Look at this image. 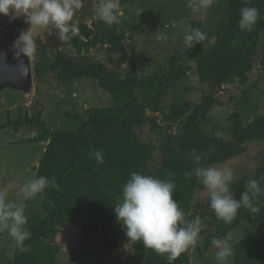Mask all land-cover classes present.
<instances>
[{"label":"trees","instance_id":"trees-1","mask_svg":"<svg viewBox=\"0 0 264 264\" xmlns=\"http://www.w3.org/2000/svg\"><path fill=\"white\" fill-rule=\"evenodd\" d=\"M243 7H256L260 12L251 32L239 30ZM224 16L212 43L198 44L173 56L168 65L153 75L132 71L121 78L109 73L103 62L87 61L83 50L88 51L90 41L80 33L70 41H61L76 48L80 57L73 59L58 52L51 61L45 54L46 46L37 39L41 50L35 67L37 79L48 72H56L66 84L90 78L110 96L111 104L85 112L83 119H77L67 129L50 128L38 110L0 126L3 132H18L22 127L39 130L36 141L49 143L42 152L37 177H55L58 185L45 189L37 204L36 200L26 202V227L31 232V239L25 241V245H30L28 252L21 253L6 230L0 232L5 248L13 249H0V264H60L56 238L77 222L83 224L85 243L100 233L103 245L110 247L105 236L115 219L110 209L122 200V186L134 171L173 179V199L180 203L187 217L195 192L203 186L195 176H184L197 166L193 151L202 157L199 166L208 167L243 155L253 141H264V115H255L248 104L253 85H248L247 75L257 61L264 69V0H230ZM85 36L90 39L89 33ZM193 68L201 84L208 86L201 101L194 102L188 93H177L168 106L165 95L176 89L184 93L183 79L189 77ZM236 81L247 88L229 115L228 140H224L209 123L213 109L219 105V91ZM149 113H161L165 125L158 124ZM144 125L148 126L145 134ZM96 150L103 153V164H97L93 157ZM249 179L260 181L264 187V154L254 174L232 182L231 191L237 199ZM258 202L261 212L256 216L242 207L231 223L221 220L205 249L213 247L214 237L223 239L238 223L250 224L254 229L234 249L230 264H264V195L258 197ZM135 248L142 256L141 264H166L167 254L151 249L146 252L139 241ZM174 264H190L187 251Z\"/></svg>","mask_w":264,"mask_h":264},{"label":"rangeland","instance_id":"rangeland-1","mask_svg":"<svg viewBox=\"0 0 264 264\" xmlns=\"http://www.w3.org/2000/svg\"><path fill=\"white\" fill-rule=\"evenodd\" d=\"M229 2L230 0H214L210 9L193 11L187 6L189 0H119L124 12L121 23L107 25L97 15L99 0H83V8L77 11L74 19L78 23L80 34L87 42L90 41L88 51L83 50L87 61L103 62L109 73L121 78L132 71L139 75H153L160 67L168 65L173 56L191 50L184 44L182 34L176 26L177 22L184 21L199 28L206 34V39L201 44L208 45L212 43L215 31L225 20L224 14ZM29 28L30 25L24 31ZM86 33H89L90 39L85 36ZM161 33L166 34L168 39H159ZM32 34L37 51L30 57L31 89L28 92L15 89L0 91V126L7 121H16L26 112L31 116L38 110L42 111V120L50 128L67 129L74 126L77 119H83L85 112L111 104L110 96L90 78L66 84L57 77L56 72H48L41 79H37L35 67L41 54L37 39L46 46L45 54L51 61L55 60L58 52L72 59L79 58L80 54L75 47L63 45L55 30L49 35L46 28L33 27ZM247 75L248 85H253L248 95V104L254 108L255 115H264V69L257 61ZM183 82L186 84L182 88L184 93L176 89L165 95L164 101L168 106L177 93H188L191 100L200 102L208 87L201 84L194 68ZM246 88L240 81H236L234 84L224 85L219 91V105L213 109L209 125L224 140H228L229 115L236 109V104L240 102ZM149 116L155 117L158 124L165 125L161 113H149ZM143 128L145 134L148 126L144 125ZM39 133L35 128L31 130L25 127L18 132L0 131V189H8L10 201L18 202L20 187L27 180L37 177L42 152L49 143L36 141ZM263 154L264 141L257 140L247 145L243 155L213 166L230 168L234 173V180H238L243 175L255 173ZM40 198L41 194L32 200H36L37 204ZM114 208L115 204L110 209L111 212H114ZM196 215L203 217V229L198 242L186 250L190 264H217L218 249L214 246L205 249L204 246L211 240L210 236L216 233L221 219L210 208L209 193L204 185L195 192L186 218L191 219ZM111 224L105 235L110 247L103 245L100 233H95L90 239L91 242L85 243L81 222L60 233L56 238L59 263L141 264L142 256L135 248L137 241L128 239L116 215ZM253 229V225L238 223L226 233L223 240L232 249L228 264L233 260L234 249ZM4 242L0 239V249L11 250V246L5 248ZM93 250L97 252L94 253Z\"/></svg>","mask_w":264,"mask_h":264},{"label":"clouds","instance_id":"clouds-1","mask_svg":"<svg viewBox=\"0 0 264 264\" xmlns=\"http://www.w3.org/2000/svg\"><path fill=\"white\" fill-rule=\"evenodd\" d=\"M214 0H189L188 7L193 11L208 10ZM83 8V0H0V14L8 16L10 21L23 15L30 28L21 31L14 40L12 49L17 60L32 57L37 51L32 34L33 27L47 29L49 35L53 30L60 41H70L79 35L80 29L74 19L78 10ZM97 15L107 25L121 23L124 12L119 0H99ZM260 17L256 7L240 9L238 20L241 32H251ZM187 48L192 49L206 39V34L184 21L177 22ZM167 40L161 33L158 37ZM4 56V53H0ZM97 164L104 163L103 153L93 152ZM196 167L184 173L185 178L195 176L208 190L210 208L218 219L231 223L238 211L247 208L252 216L261 212L258 197L264 195V187L256 179L246 182L245 190L239 199L231 191L234 173L230 168L199 166L202 157L192 153ZM172 176L171 173L168 174ZM175 181L160 179L152 175L132 172L122 186V201L115 204L114 212L118 222L123 226L130 241L142 242L146 252L151 249L158 254L166 255V264H174L177 258L201 238L203 217L196 215L187 219L180 203L173 199ZM49 187H58L55 177L39 176L27 180L19 189L18 202L8 200L7 188L0 189V232L7 231L14 246L21 252H28L30 245L25 241L31 239V232L26 227L28 215L26 202L34 199ZM212 245L218 249L217 264H228L232 256L229 244L214 237Z\"/></svg>","mask_w":264,"mask_h":264},{"label":"water","instance_id":"water-1","mask_svg":"<svg viewBox=\"0 0 264 264\" xmlns=\"http://www.w3.org/2000/svg\"><path fill=\"white\" fill-rule=\"evenodd\" d=\"M29 24L24 16L9 19L0 14V91L15 89L28 92L32 86V68L30 57L17 60L12 49L14 40L24 31Z\"/></svg>","mask_w":264,"mask_h":264}]
</instances>
